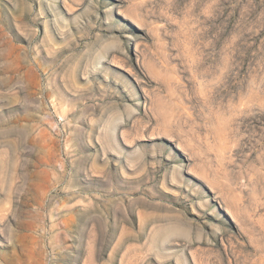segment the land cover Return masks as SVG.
I'll return each instance as SVG.
<instances>
[{"label":"rangeland","instance_id":"obj_1","mask_svg":"<svg viewBox=\"0 0 264 264\" xmlns=\"http://www.w3.org/2000/svg\"><path fill=\"white\" fill-rule=\"evenodd\" d=\"M0 264H264V0H0Z\"/></svg>","mask_w":264,"mask_h":264}]
</instances>
